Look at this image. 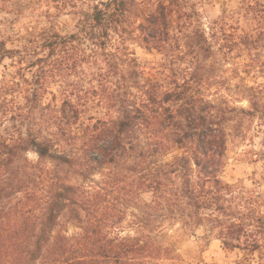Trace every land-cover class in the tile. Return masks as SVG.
Wrapping results in <instances>:
<instances>
[{"label": "rangeland", "instance_id": "obj_1", "mask_svg": "<svg viewBox=\"0 0 264 264\" xmlns=\"http://www.w3.org/2000/svg\"><path fill=\"white\" fill-rule=\"evenodd\" d=\"M157 1L136 0L123 20L125 43L138 59L135 79L129 77L117 88L114 79H93V71H98L96 65L70 62L69 68L60 71L64 76L58 74L49 79L53 81L49 85L51 93L38 106L30 103L34 108L33 127L55 139L57 149L77 163L73 167H55L49 159L40 161L34 152H29L27 157L40 167L55 170L69 184L103 185L106 177L118 175L116 185L107 189V200L116 209L114 213L124 211L121 221L115 224L116 233L144 240L151 237L158 244L172 248L173 254L159 261L160 264H264V225L260 222L264 221V0H174L176 13L172 17L171 37L163 50L150 51L136 28L140 11ZM77 18L68 11L59 12L53 1L11 0L0 11V33L39 35L45 28H54L67 34L77 31ZM119 37L113 36L115 44H119ZM204 38L210 52L199 44ZM18 45L7 42L9 49ZM30 53L4 58L0 78L6 71L19 68L29 78L38 74L39 69L32 61L43 52ZM13 63L16 68L11 67ZM122 68L129 74L130 66L122 65ZM176 86L193 98L190 101L196 115L204 117L209 112L218 117L223 115L225 120L222 127L227 140V164L221 179L232 189L222 195L220 210L213 206L201 210L199 217L191 214L189 207L181 212L164 201L151 203L150 193L140 192L137 197L139 179L146 173L143 168H153L152 162L173 161L185 153L172 143L166 132L159 134V138L154 136L160 126L153 120L138 127L127 139L133 149L125 156L103 167L96 164L87 168L85 162L87 140L92 134L87 126L103 121L111 124L119 115L109 105L111 92L139 104L148 99L147 92L154 88L161 95L162 91ZM75 88L89 89L90 98L78 123L62 134L61 122L56 117L60 116L65 98L63 91ZM26 127L25 123L22 129ZM4 129L14 133V122L6 121ZM160 140L164 146L156 150L154 145L161 143ZM134 167L139 173H134ZM184 173L185 170L175 172L166 181L175 190L180 189ZM58 229L68 235L80 231L79 223L68 211L60 216ZM224 241L236 246L227 247ZM253 243H259L260 247L250 251Z\"/></svg>", "mask_w": 264, "mask_h": 264}, {"label": "trees", "instance_id": "obj_2", "mask_svg": "<svg viewBox=\"0 0 264 264\" xmlns=\"http://www.w3.org/2000/svg\"><path fill=\"white\" fill-rule=\"evenodd\" d=\"M10 1L0 0V11ZM49 1L56 2L59 12L68 11L78 16L77 31L61 34L54 28H45L39 35L0 33V64L16 53L23 56L31 51L43 52L32 61L39 69L32 78L21 73V68L6 71L0 78V264H160L159 261L173 254L172 248L158 244L151 237L144 240L116 233L115 224L121 221L124 211L114 213L116 209L107 200V189L116 185L118 175L106 177L103 185L69 184L63 182L55 170L40 167L27 157L29 152H34L40 161L49 159L55 167H73L77 163L57 149L55 139L43 135L42 129H35L31 123L34 108L30 103L38 106L42 98L51 93L49 85L53 81L49 79L61 74L64 67L69 68L70 62L96 65L98 71H93V79H114L115 87L119 85L117 88L129 77L138 76V59L125 43L123 25L136 0ZM173 2L158 0L138 15L136 29L150 51L163 50L171 37L172 17L176 13ZM114 35L120 36L119 44L113 42ZM8 41L18 42V48L9 49ZM199 44L210 52L205 38L200 39ZM104 61L106 64L102 65ZM122 65L130 66L129 74ZM11 67L16 68V65L13 63ZM89 93V89H64L60 116L56 117L61 122L62 134L80 120ZM147 93L148 99L137 104L130 103L122 94L111 92L109 105L116 108L119 115L111 124L103 121L94 123L93 128L87 126L92 129L87 140V168L96 164L103 167L125 156L133 149L127 139L138 127L153 120L160 126L154 136L159 138V134L166 132L172 143L185 153L173 161L149 162L154 167L143 168L146 173L139 179L137 197L140 192L150 193L151 203L164 201L181 212L189 207L191 214L197 217L201 210L213 206L220 210L222 195L232 189L221 179L227 164L223 115L218 117L209 112L204 117L196 115L193 98L178 87L164 90L161 95L157 88ZM6 121L14 122V133L2 130ZM25 123L27 127L23 130ZM158 142L161 143L154 146L161 150L164 143ZM135 170L137 167L133 168ZM184 170L183 187L175 190L166 179ZM65 211L79 223L78 233L68 235L58 229L60 216ZM260 222L264 225V221ZM224 245L236 246L227 241ZM251 247L250 251H255L260 245L253 243Z\"/></svg>", "mask_w": 264, "mask_h": 264}]
</instances>
